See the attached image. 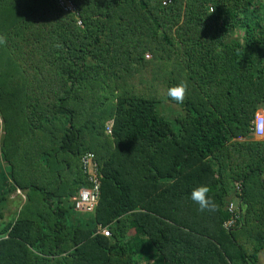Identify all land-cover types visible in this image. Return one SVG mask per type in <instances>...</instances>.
<instances>
[{
    "label": "trees",
    "instance_id": "trees-1",
    "mask_svg": "<svg viewBox=\"0 0 264 264\" xmlns=\"http://www.w3.org/2000/svg\"><path fill=\"white\" fill-rule=\"evenodd\" d=\"M70 1L77 14L0 0V221L26 195L0 229V264H260L264 140L248 139L264 107V0ZM89 152L102 187L83 222ZM200 186L214 210L191 199Z\"/></svg>",
    "mask_w": 264,
    "mask_h": 264
},
{
    "label": "built area",
    "instance_id": "built-area-1",
    "mask_svg": "<svg viewBox=\"0 0 264 264\" xmlns=\"http://www.w3.org/2000/svg\"><path fill=\"white\" fill-rule=\"evenodd\" d=\"M171 0H166L165 4L170 3ZM62 8L74 14H77V9L73 2L70 0H60ZM81 26L82 22L78 21ZM112 132V123L108 126V133ZM252 135L258 139L264 138V115L258 114L252 122ZM82 169L85 174L89 186L82 188L78 194L73 198L75 209L82 213L94 214L100 201L101 187H102V174L100 172L99 164L96 160L94 153H86L82 159ZM238 189L240 186H237ZM228 212L231 214V219L225 223V228L231 229L235 226L238 215V201H232L227 206ZM97 234L110 237L111 232L108 228L102 225L98 226Z\"/></svg>",
    "mask_w": 264,
    "mask_h": 264
},
{
    "label": "rangeland",
    "instance_id": "rangeland-1",
    "mask_svg": "<svg viewBox=\"0 0 264 264\" xmlns=\"http://www.w3.org/2000/svg\"><path fill=\"white\" fill-rule=\"evenodd\" d=\"M240 34H241V32H240ZM240 34L236 35L237 38H239V36L241 37ZM3 137H4L3 123H2V120L0 117V148H1ZM1 169H3V165H2L1 160H0V172H1ZM25 201H26V195L22 191L13 192L9 196L7 206L4 209V219L2 221H0V229L8 226V224L16 217L18 211L20 210L22 205L25 203ZM80 218L83 220V222H86V220H88L90 218V215L89 214H80ZM131 230H132L131 231L132 232L131 237L134 238V240L137 242L140 241L141 238L138 237V235H139L138 231L134 228ZM145 241H146V239H145ZM260 264H264V251L260 254Z\"/></svg>",
    "mask_w": 264,
    "mask_h": 264
},
{
    "label": "clouds",
    "instance_id": "clouds-1",
    "mask_svg": "<svg viewBox=\"0 0 264 264\" xmlns=\"http://www.w3.org/2000/svg\"><path fill=\"white\" fill-rule=\"evenodd\" d=\"M186 85L180 84L176 87L169 88L167 95L177 103H182L185 98ZM209 188L207 186H200L191 192V199L199 205L201 211L214 210L215 205L208 196Z\"/></svg>",
    "mask_w": 264,
    "mask_h": 264
},
{
    "label": "crops",
    "instance_id": "crops-1",
    "mask_svg": "<svg viewBox=\"0 0 264 264\" xmlns=\"http://www.w3.org/2000/svg\"><path fill=\"white\" fill-rule=\"evenodd\" d=\"M257 113H258V114H263V115H264V107H258V108H257ZM248 140H249V141H263L264 138H262V139H258V138L254 137V136H251ZM79 191H80V190H79ZM18 192H20V191H18Z\"/></svg>",
    "mask_w": 264,
    "mask_h": 264
}]
</instances>
